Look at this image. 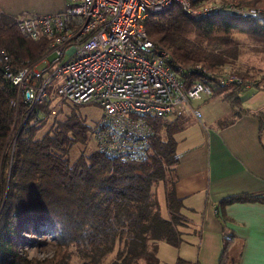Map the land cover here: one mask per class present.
<instances>
[{"label":"trees","instance_id":"16d2710c","mask_svg":"<svg viewBox=\"0 0 264 264\" xmlns=\"http://www.w3.org/2000/svg\"><path fill=\"white\" fill-rule=\"evenodd\" d=\"M247 3L261 9L248 17L228 11L193 17L173 5L151 13L145 28L190 84L203 69L217 70L238 59L247 43L264 52V0ZM18 15L0 10V264H70L74 255L81 264H160L159 243L179 247L189 222L175 186L179 161L175 134L191 124V116L153 118L152 149L143 161H124L99 150L81 152L72 161L71 148L86 144L92 128L76 110L79 105H68L51 116L53 123L41 137L36 133L47 118L37 119L26 104L13 105L17 93L5 75L6 66L32 65L48 45L45 39L22 35ZM240 33L248 41L236 36ZM214 87L213 96L224 93L233 112L224 125L252 114L263 134L264 111L242 106V86ZM39 108L46 111V105ZM160 184L166 215L158 196ZM254 200L264 196L240 193L223 198L217 204L222 222L228 219L223 212L226 204ZM234 239L225 236L219 264H235L230 255ZM50 241L52 253L41 258L29 255L30 248ZM183 261L178 258L175 264Z\"/></svg>","mask_w":264,"mask_h":264},{"label":"built area","instance_id":"2783aa9c","mask_svg":"<svg viewBox=\"0 0 264 264\" xmlns=\"http://www.w3.org/2000/svg\"><path fill=\"white\" fill-rule=\"evenodd\" d=\"M173 5L193 17L258 12L226 0H65L58 12L21 13L16 17L21 34L48 45L36 63L6 66L17 93L13 105L26 104L37 119H46L68 105L98 104L101 116L90 124L94 150L124 161L145 160L152 149L153 118L200 119L194 103L213 96L214 86L252 84L239 74L207 69L187 84L170 53L157 47L145 28L151 13Z\"/></svg>","mask_w":264,"mask_h":264},{"label":"crops","instance_id":"0c3cea01","mask_svg":"<svg viewBox=\"0 0 264 264\" xmlns=\"http://www.w3.org/2000/svg\"><path fill=\"white\" fill-rule=\"evenodd\" d=\"M64 6L65 0H0V10L13 15L53 13ZM243 96L245 108L264 111L262 89L253 87ZM194 104L200 111L204 108L201 118L191 115V124L175 134L179 157L175 186L189 222L179 247L159 243L160 264H175L178 258L184 260L181 264H219L226 235L235 236L230 250L235 264H264V200L226 204L225 223L217 205L234 194L264 196V139L259 121L245 114L224 125L223 119L231 118L233 112L221 95Z\"/></svg>","mask_w":264,"mask_h":264},{"label":"rangeland","instance_id":"374dc122","mask_svg":"<svg viewBox=\"0 0 264 264\" xmlns=\"http://www.w3.org/2000/svg\"><path fill=\"white\" fill-rule=\"evenodd\" d=\"M247 1L248 0H237V2H235V4H237L238 7H248L251 9L253 7V5L251 3H247ZM238 2L240 3L239 5H238ZM259 8L261 9V7H259ZM260 9H258V10H260ZM236 36L241 38L244 41H248L246 38V35L243 33L242 34L241 33L236 34ZM45 54H46V51L44 52L43 56ZM43 56L41 58H43ZM55 56H57V54L51 55L50 60H53L55 58ZM212 71H216V72L218 71L222 74L225 73V74H229V75L231 73H233V74L239 73V75H241V76L244 75L246 77L244 79H247V81L252 82V84L250 86L248 85L247 87H244L242 89V92H241V104H242V106H243L242 100H244V98H242V94L244 96L247 95L248 91L253 89V87H257L260 90L262 89L263 97H264V52L255 50L249 43H247L246 45H244L242 47V52H241L238 59H236L235 61L228 62V64H225L222 67H220L219 69L212 70ZM233 85H236V84H233ZM220 95L224 97V93H221ZM246 108H248V107H246ZM200 109H201V111L204 110L203 107H200ZM76 110L79 111L82 115H84L86 117V120L89 124H93L101 116V112H102V109L98 104L79 105L76 107ZM63 114H64V112H63ZM59 116L62 117L63 115H59ZM52 118L48 117L46 119L45 125L41 128V130H39L36 133V137H41L50 128V125L53 123V120H54V118L53 119ZM173 118L174 117L171 116V117H168L166 120H170ZM228 118L229 117H227L223 120H227ZM263 139H264V132H263ZM94 146H95L94 141L89 137V140L86 142V144L77 143V144L73 145V147L71 148V150L69 152V156H70L71 160L73 161L74 159H76L80 155L81 152H83L85 154H89L90 152H92L95 149ZM158 196H159V200L161 203L163 215H166L167 214L166 197L164 194V186L161 184L158 187ZM53 244L54 243L52 241H50L49 244H47V245L32 247L29 249L28 253L30 256H36L39 258L44 257L45 255L53 252V250H54ZM113 256H114L113 253L109 254L107 256L106 263L111 261ZM70 264H81L78 256L74 255L71 259Z\"/></svg>","mask_w":264,"mask_h":264},{"label":"water","instance_id":"95a60500","mask_svg":"<svg viewBox=\"0 0 264 264\" xmlns=\"http://www.w3.org/2000/svg\"><path fill=\"white\" fill-rule=\"evenodd\" d=\"M231 13H232L233 15H243V16H246V17H248V16H252V15L255 14V13H253V12H244V13H241V12L238 11V10L232 11Z\"/></svg>","mask_w":264,"mask_h":264}]
</instances>
